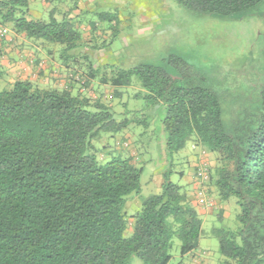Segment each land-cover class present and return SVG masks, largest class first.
I'll return each instance as SVG.
<instances>
[{
	"label": "trees",
	"instance_id": "1",
	"mask_svg": "<svg viewBox=\"0 0 264 264\" xmlns=\"http://www.w3.org/2000/svg\"><path fill=\"white\" fill-rule=\"evenodd\" d=\"M29 1L0 0V30L38 47H61L57 62L71 81L39 88L16 79L0 92V264H127L133 256L142 264H169L173 238L181 257L198 248L202 219L185 187L170 181L171 171L164 173L160 193L143 199L128 218L125 203L140 193L143 168L123 148L114 154L101 141L129 131L132 123L117 122L100 97L72 93L74 82L83 89L98 79L117 88L130 86L133 77L147 107H165L166 157L188 143L208 152L216 163L207 166L208 180L200 187L206 199H237L240 229L212 231L227 264H264V83L224 121L222 95L180 60L183 72L174 79L151 65L108 74L109 67L94 68L84 56L87 79H78L70 64L82 47L81 22L71 18L76 4L61 19L51 10L44 21L29 19ZM174 1L193 13L239 19L263 0ZM97 18L116 24L112 14ZM2 56L0 48V79Z\"/></svg>",
	"mask_w": 264,
	"mask_h": 264
},
{
	"label": "rangeland",
	"instance_id": "2",
	"mask_svg": "<svg viewBox=\"0 0 264 264\" xmlns=\"http://www.w3.org/2000/svg\"><path fill=\"white\" fill-rule=\"evenodd\" d=\"M73 3L76 9L72 10L71 18L81 22L79 29L82 32V47L70 63L78 79H87L88 62L82 58L84 56L94 68L109 67L108 74L111 71L151 65L164 69L174 79L183 72L180 60L201 76L207 86L222 95V107L226 109L222 118L224 121L228 113L245 98L255 97L259 85L264 83V0L249 15L239 19L193 13L174 0H52L50 3L30 0L29 19L47 21L53 9L57 11L55 17L61 19ZM100 13L115 16L116 24L107 20L98 21L97 14ZM89 24L94 26V31ZM1 33L2 30L0 39L7 41L10 37L11 42L15 43L8 51V56L12 50L22 52L23 59L19 60L16 79H30L39 88H63L62 83L70 84L67 70L57 62L61 47L46 45L42 48L23 41L22 37L14 38L9 34L1 36ZM50 50H54L52 56L48 53ZM42 59H48L51 64L47 74H42L43 67L47 65ZM44 78L50 80V85L38 83ZM7 79L6 74L0 79V92L11 86ZM80 85L74 82V95L80 91L93 99L100 97L111 106L117 122L127 120L132 123L129 131L110 137L109 140L103 138L101 143L109 145L114 154V149L123 148L134 158L136 166L143 168L138 194L142 200L160 193L163 175L169 171L172 172V183L187 187L186 180L179 172L185 176L190 170L187 155L192 152L191 143L186 144L172 159L166 157L161 124L166 113L165 107H147L143 100L145 91L135 77L128 87L112 88L100 84L98 79L83 89L79 88ZM114 90L119 93L118 97H115ZM207 158L210 167L216 163L214 156L208 155ZM135 196L131 194L129 198ZM212 196L217 198L215 194ZM218 201L221 212L215 210L203 220V234L198 248L181 257L179 242L173 238L169 264H187L192 257L200 259L201 264L229 263L220 254L218 239L212 231H238L240 223L237 215L240 208L234 197L225 202ZM138 210L132 206L127 209L128 218ZM131 233V228H127L125 237H130ZM127 264L142 263L133 256Z\"/></svg>",
	"mask_w": 264,
	"mask_h": 264
},
{
	"label": "crops",
	"instance_id": "3",
	"mask_svg": "<svg viewBox=\"0 0 264 264\" xmlns=\"http://www.w3.org/2000/svg\"><path fill=\"white\" fill-rule=\"evenodd\" d=\"M23 41H25L24 39H22ZM12 39L10 37L7 38V41L2 40L0 41V48L2 50L3 56L1 58V65L3 67L4 73L6 74V78L8 77L7 81L10 84H13L14 81L16 80V76L19 74L18 69L20 65L19 60L23 59L22 58V52H19L17 49L16 50H12L11 54H9V56L7 55L8 51L11 50V48H13V44H15L14 42H11ZM21 44V43H20ZM7 47V48H6ZM38 50V49H37ZM6 53V54H5ZM6 58V60H5ZM41 59V58H39ZM43 61L47 62L46 67H43V73L42 74H47L48 72V68L50 67V62L48 61V59H42ZM70 76V74H69ZM21 79H26V78H21ZM32 81V80H31ZM39 84L41 85H50V80H48V78H44V79H40V81H38ZM62 85L64 87H66L67 85H65V83H62ZM191 150L192 152L190 154H188V160H189V165L190 170L187 173V175L182 176L184 177V179L186 180V184L187 187H185L189 198L192 201V204L195 206L199 216L202 219V223L203 220H205L209 215H211L212 213H214L215 210H218L219 213L221 212V207L219 204V201L217 198H214L213 196H211V198L207 196V201L210 202V204H199L198 203V197L196 196L197 191L200 189L201 184L194 178V171L196 169V167H199L200 164L202 163H207L208 165V155H210L208 152H205L203 150H201L200 148H195L192 144H191ZM215 164L212 163L211 166L213 167ZM209 166V165H208ZM211 199V200H210ZM141 197L139 195H136L135 197H131L128 198V200L125 203V211L127 209H130L131 206L135 207L136 209H139L141 206ZM127 213V211H126ZM131 222V220H130ZM200 259H196L194 257H192L191 259H189L187 264H201V260L199 262Z\"/></svg>",
	"mask_w": 264,
	"mask_h": 264
},
{
	"label": "built area",
	"instance_id": "4",
	"mask_svg": "<svg viewBox=\"0 0 264 264\" xmlns=\"http://www.w3.org/2000/svg\"><path fill=\"white\" fill-rule=\"evenodd\" d=\"M6 30H2L1 35H5ZM207 163H202L198 167L196 171V180L202 185L203 183L207 182L208 180V171H207ZM197 197H198V203L205 205V204H210L209 201H207L206 196H205V191L201 188L197 192Z\"/></svg>",
	"mask_w": 264,
	"mask_h": 264
}]
</instances>
